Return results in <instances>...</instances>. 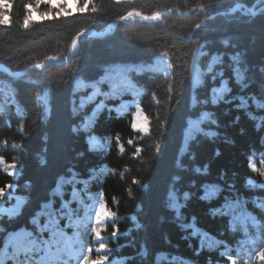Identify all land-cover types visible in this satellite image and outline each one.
<instances>
[{"label":"trees","instance_id":"1","mask_svg":"<svg viewBox=\"0 0 264 264\" xmlns=\"http://www.w3.org/2000/svg\"><path fill=\"white\" fill-rule=\"evenodd\" d=\"M35 1L11 0L9 24L0 25V65L29 68L17 77L0 69V156L28 186L20 211L4 222L0 264H22L23 255L5 254L16 234L39 239L37 264L95 259L93 227L109 249L105 264H231L229 255L249 264L264 243V108L253 103L264 99V15L229 9L257 0H92L85 12L25 28V5ZM131 10L167 14L84 35L67 62L31 68L67 55L79 33L102 31ZM237 53L247 88L233 70ZM242 98L246 107H237ZM204 113L200 127L209 135L193 140ZM12 182L0 168V187ZM101 203L115 219L96 220ZM251 264L261 262L253 255Z\"/></svg>","mask_w":264,"mask_h":264},{"label":"snow or ice","instance_id":"2","mask_svg":"<svg viewBox=\"0 0 264 264\" xmlns=\"http://www.w3.org/2000/svg\"><path fill=\"white\" fill-rule=\"evenodd\" d=\"M48 2L51 3V0H48ZM117 2H119V0H117ZM54 6L59 7L58 5H54ZM91 6H92V0H83V6H81L79 8V11L85 12L86 9L88 7H91ZM4 7H7V5H4ZM25 7L28 9L29 13L33 10L32 5H25ZM67 11H68L67 8L63 9L64 13H67ZM258 14L264 15V0H260L259 5L248 12L249 17H252V18L257 16ZM134 15L138 16V15H140V13L128 12L127 15L121 16L120 19L121 20H127ZM143 18L145 20H149V19L158 20L161 17H160V14L157 13L151 17L145 16ZM30 21H31L30 15L25 17L24 22H23V26L25 28H27ZM7 24H9V20L7 19V17L3 16V14H0V25H7ZM195 27H196V29H200L202 27V25L198 23L195 25ZM223 43L227 44V41L225 40V41H223ZM72 46L74 49L76 48V40L75 39L72 42ZM48 59L50 61H57L61 58L49 57ZM64 59H67V58H64ZM232 59L235 62V67L233 70H234V73H235V76H236L238 82L240 83L241 88H247L249 86L250 80H248L244 76V72L247 71V68L243 67L244 60H245L244 54L243 53H237ZM35 67L41 68V67H44V65H41L38 63L35 65ZM223 91L224 90L221 89V93ZM213 95H219V98L223 99V96L220 93L214 92ZM234 99H235V97H234ZM225 102H227V101H225ZM253 103L257 104V106L259 108H264V99L256 100L255 98H253ZM237 107H240V108L246 107V100L242 98L240 100V104H238ZM208 118H209V114L204 113L200 120L194 122V131H193V135H192L193 140H195L196 136L200 135V134L209 135L208 132H206L203 128L200 127V125L203 124L204 121ZM253 119H255V117H253ZM212 122L215 123L214 120ZM133 127H137V125L133 124ZM74 131H75V129H74ZM145 131H147L146 128H145ZM129 143H131V141H129ZM6 144H7V141H5V145ZM12 147L18 148L19 145L14 144ZM157 150L159 151V146H157ZM121 151H123V146H121ZM137 151H139V150H137ZM4 163H6V161L4 160L3 156H0V164H4ZM250 166L252 167V169L254 171L256 170V166L254 163H251ZM8 167L10 169H12V171H10L8 173V175L15 177L17 175V172H16L17 165L16 164H9ZM196 171L199 172L200 169H196ZM260 174L264 175V172H261ZM14 187H15L14 183H8V184H5L3 187H0V202L4 201L7 197H9L11 195L10 189H12ZM187 196H188V194L185 193V197H187ZM170 198H171V193H170ZM201 199H203V197H201ZM50 202L51 201H49V203ZM170 206L177 209V216L179 217L180 216L179 208L181 207L179 202L173 198V199H171ZM42 207H43V205H42ZM222 211H223L222 209H213L212 214L216 215L218 212L222 213ZM9 215H11V213H9ZM60 215L61 216L67 215V213L61 212ZM95 215H96V220L98 222L101 221V217H104L105 219H108L109 217H111L112 219H115V217H116L115 212H108L105 210V206L103 203H101V205H100V211L96 212ZM58 218L59 217H57V216L52 217V219H54V220L58 219ZM191 226L192 225H182V227H191ZM40 230L41 231H48L49 225L45 224L43 226V228ZM56 230H59L58 224L56 226ZM4 231L5 230L3 228H0V233H4ZM101 231H102V229L100 227H93L92 228V232L95 235V239L99 244L98 248H96V250H95L97 252V256L95 259H93L89 255H84L83 259H82V264H105V262L109 261V255L107 254L109 252V249L107 247V244L104 241V237L101 236ZM197 231L198 230L194 229L192 234L193 235L197 234ZM117 232H118V229L114 228V230L112 232V236H116ZM53 235H54V233H53ZM44 246L48 247L47 241L44 242ZM9 250H11V255L8 256L9 259H17V258L21 257V255H23L22 264H37V261L42 262L44 260V256L41 255V253L44 251V248L41 247V242L39 241V239L37 237L31 235V234H29V235H20V234L9 235V237L6 241V245H5V254L6 255L8 254ZM92 251H93L92 248L87 249L88 253H91ZM237 255L239 256V259H244L243 256H240L239 254H237ZM253 255H255L256 259L259 260L261 262V264H264V243H262L260 248L258 250H256L254 253L248 254L249 264H251ZM227 258L231 262V264H237L236 258H234L232 255H229Z\"/></svg>","mask_w":264,"mask_h":264},{"label":"rangeland","instance_id":"3","mask_svg":"<svg viewBox=\"0 0 264 264\" xmlns=\"http://www.w3.org/2000/svg\"><path fill=\"white\" fill-rule=\"evenodd\" d=\"M4 5H7V7H4ZM30 5H32L33 10L30 13L28 11V16H31V20H39L54 14H66L63 12L64 8L68 9L67 13L75 12L80 8V0H51V3L48 0H36L34 4ZM54 5H58L59 7H55ZM10 6L11 0H0V14H3L8 20ZM135 18V16H132L129 19ZM8 165L9 163L0 164L1 171L7 173L12 171ZM16 172L17 175L15 177L12 176L14 178V182L12 183L15 184V187L10 189L11 195L0 202V228H3L5 221L18 214L27 199L28 186L26 184L21 186L17 182V176L19 174L18 168Z\"/></svg>","mask_w":264,"mask_h":264},{"label":"water","instance_id":"4","mask_svg":"<svg viewBox=\"0 0 264 264\" xmlns=\"http://www.w3.org/2000/svg\"><path fill=\"white\" fill-rule=\"evenodd\" d=\"M98 35H105V34H104V33H99ZM77 49H78V46L73 50L71 56L76 52ZM61 62H62V61H61ZM59 63H60V62H59ZM45 64H47V63H45ZM1 66H2L3 68L7 69V71H8L11 75H13V76H19V75L23 74L25 71H27V70L29 69V68H26V69H24L23 71H19V72H15V73H13L9 67H7V66H5V65H1ZM33 68H35V66H33Z\"/></svg>","mask_w":264,"mask_h":264},{"label":"bare ground","instance_id":"5","mask_svg":"<svg viewBox=\"0 0 264 264\" xmlns=\"http://www.w3.org/2000/svg\"><path fill=\"white\" fill-rule=\"evenodd\" d=\"M132 12H134V11H132ZM143 15V14H142ZM141 15V13H140V15L139 16H142ZM143 16H145V15H143ZM141 18H143V17H141ZM144 19V18H143ZM110 28H112V26H110ZM88 31H91L92 32V34L94 33V31H96V29H87ZM87 30H84V31H87ZM83 32V31H82ZM76 45H77V41H76ZM72 48H73V46H72Z\"/></svg>","mask_w":264,"mask_h":264}]
</instances>
